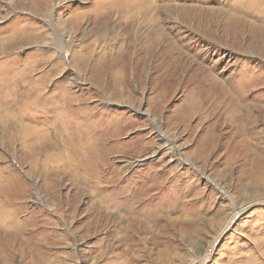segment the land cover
<instances>
[{"label": "rangeland", "instance_id": "obj_1", "mask_svg": "<svg viewBox=\"0 0 264 264\" xmlns=\"http://www.w3.org/2000/svg\"><path fill=\"white\" fill-rule=\"evenodd\" d=\"M0 60V264H264V0H0Z\"/></svg>", "mask_w": 264, "mask_h": 264}, {"label": "bare ground", "instance_id": "obj_2", "mask_svg": "<svg viewBox=\"0 0 264 264\" xmlns=\"http://www.w3.org/2000/svg\"><path fill=\"white\" fill-rule=\"evenodd\" d=\"M46 4V3H45ZM44 7H46V5H44ZM41 11V10H40ZM95 15V14H94ZM74 22H75V20H74ZM95 24V23H94ZM13 46V45H12ZM8 47V46H7ZM16 48V47H15ZM93 54V53H92ZM91 59V58H90ZM0 61H2V60H0ZM5 62V61H4ZM1 63V62H0ZM2 63H3V61H2ZM1 63V64H2ZM88 63V62H87ZM95 66V65H94ZM93 67V66H92ZM85 69V68H84ZM108 71V70H107ZM3 72H4V70H3ZM3 74H5V73H3ZM14 76V75H13ZM10 77V76H9ZM12 77V76H11ZM13 79V78H12ZM15 79H17V78H15ZM23 80V79H22ZM21 80V81H22ZM15 81V80H14ZM12 82V81H11ZM24 82V81H23ZM14 83V82H13ZM207 83V82H206ZM15 84H16V82H15ZM117 84V83H116ZM209 84H210V82H209ZM215 84V86H213V85H211L213 88H216V91H215V93L216 94H214V96H219V94H222L223 93V95H224V98H222V101L220 102V104L221 105H223V106H228L227 104H226V100H227V98H229L226 94H229L228 93V91L225 89V88H223L222 86H220L218 83H214ZM222 84V83H221ZM203 85V84H202ZM208 85V84H207ZM18 86H20V81H18L17 82V87ZM24 86V85H23ZM22 86V87H23ZM12 87V86H11ZM204 87V86H203ZM15 88V87H14ZM12 89V88H11ZM18 89H19V87H18ZM122 89V88H121ZM206 89V88H205ZM201 90V89H200ZM207 90H209V85L207 86ZM22 91V90H21ZM205 91V90H204ZM14 92V91H13ZM19 92H17V94H15V97H19V94H18ZM22 93H24V92H22ZM29 93V92H28ZM3 94V93H2ZM202 94V93H201ZM200 94V95H201ZM231 94V93H230ZM8 95V94H7ZM12 95V94H11ZM119 95V94H118ZM203 95V94H202ZM21 96H22V94H21ZM204 96V95H203ZM230 96V95H229ZM12 97V96H11ZM205 97V96H204ZM204 97H201V98H204ZM221 97H223V96H221ZM234 97V96H233ZM9 98V97H8ZM207 98V97H206ZM6 99V98H5ZM210 99V98H209ZM230 99V98H229ZM235 99V98H234ZM16 100V99H15ZM62 100V99H61ZM71 101V100H70ZM215 101V100H214ZM217 101V100H216ZM207 102V101H206ZM218 102V101H217ZM237 102V101H236ZM209 103V102H208ZM238 103V102H237ZM217 105H218V103H216ZM239 104V103H238ZM6 105V104H5ZM7 106V105H6ZM212 107V106H211ZM238 107L240 108L241 106H239L238 105ZM209 108V107H208ZM218 108V107H217ZM12 109V108H11ZM215 109V108H214ZM252 107H249V108H242V110H244L245 111V113H243L242 114V118L244 119V120H247L248 118H247V115L248 114H251V112H252ZM208 110V109H207ZM239 110V109H238ZM221 111V110H220ZM235 111V110H234ZM209 113H211V112H209ZM225 113V112H224ZM227 113H228V111H227ZM226 113V114H227ZM4 115V114H3ZM8 115V114H7ZM10 115V114H9ZM12 115V114H11ZM239 115V114H238ZM14 117L16 118V116L14 115ZM205 117V116H204ZM212 117V116H211ZM224 117V116H223ZM216 118V117H215ZM252 118V117H251ZM18 119V118H17ZM206 120V119H205ZM221 120V119H220ZM3 121V120H2ZM218 121V120H217ZM236 121V120H235ZM7 122V121H6ZM5 122V123H6ZM18 122V121H17ZM252 122H254V121H252ZM8 123V122H7ZM12 123V122H11ZM252 124V123H251ZM12 125V129H16L17 128V126L15 125V121L13 120V123L11 124ZM19 125V124H18ZM4 126V125H3ZM67 127V126H66ZM80 128V127H79ZM13 130V131H14ZM15 132V131H14ZM68 132V131H67ZM91 132V131H90ZM66 133V132H65ZM89 133V132H88ZM18 134V133H17ZM70 134V133H69ZM87 134V133H86ZM63 135V134H62ZM73 135V134H72ZM68 136V135H67ZM70 136V135H69ZM71 137V136H70ZM165 137V136H164ZM69 138V137H68ZM72 138V137H71ZM64 140V139H63ZM76 140H77V138H76ZM60 141H62V140H60ZM65 141V140H64ZM165 142V141H164ZM63 143V142H62ZM66 143H68V142H66ZM86 143V142H85ZM65 144V143H64ZM31 145V144H30ZM71 145V144H70ZM11 146V145H10ZM61 147V146H60ZM56 148V147H55ZM67 148V150H68V152L70 153V151L69 150H71L70 149V146L69 147H66ZM76 149V148H75ZM59 150V149H58ZM66 149H64V151H65ZM66 150V151H67ZM73 150V149H72ZM57 151V150H56ZM74 151V150H73ZM68 152H67V155H68ZM79 153V152H78ZM66 155V156H67ZM58 156H60V155H58ZM69 156V155H68ZM70 157H71V153H70ZM68 158V157H67ZM73 158V157H72ZM63 159H64V157H63ZM73 160H75V159H73ZM81 161V160H80ZM73 162V161H72ZM61 163H62V161H61ZM64 163V162H63ZM74 163V162H73ZM76 164H77V161H76ZM95 164V163H94ZM78 165V164H77ZM65 167V166H64ZM72 168V167H71ZM83 167H82V165H80V166H77V169L78 170H80V171H82L83 169H82ZM90 168V167H89ZM63 170V169H62ZM68 170V169H67ZM87 170H88V168H87ZM54 171V170H53ZM65 172V171H64ZM67 173V172H66ZM72 173V172H71ZM77 173H79V172H77ZM82 173V172H81ZM87 173V172H86ZM74 174V173H73ZM58 175V174H57ZM83 175V174H82ZM76 176V175H75ZM78 176V175H77ZM87 176V175H86ZM82 177V176H81ZM87 178V177H86ZM93 179V178H92ZM80 180V179H79ZM86 180V179H85ZM89 180V179H88ZM91 180V179H90ZM91 182V181H90ZM84 183V182H83ZM134 191V190H133ZM136 192V191H135ZM151 194V193H150ZM143 198V197H142ZM153 199V198H152ZM155 201V200H154ZM101 202V201H100ZM145 204V203H144ZM105 205V204H104ZM147 205V204H146ZM146 205H145V207H146ZM107 207V206H106ZM105 207V208H106ZM149 210V209H148ZM98 211V210H97ZM106 211H107V209H106ZM147 211V210H146ZM244 211V209H240L239 210V213H241V212H243ZM147 213V212H146ZM90 215V214H89ZM144 215V214H143ZM113 216H115L117 219H120V220H123L122 219V217H120V216H118V215H116V214H114ZM144 219V218H143ZM121 223H123V222H125V220H123V221H120ZM135 222H136V219H132V223H130V226L129 227H134V225H135ZM169 222H171V221H169ZM130 229V228H129ZM91 233H92V231H91Z\"/></svg>", "mask_w": 264, "mask_h": 264}]
</instances>
